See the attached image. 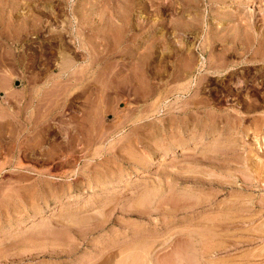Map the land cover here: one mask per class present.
I'll return each instance as SVG.
<instances>
[{"label":"rangeland","instance_id":"1","mask_svg":"<svg viewBox=\"0 0 264 264\" xmlns=\"http://www.w3.org/2000/svg\"><path fill=\"white\" fill-rule=\"evenodd\" d=\"M248 14L264 33V0H0V264H264V85L245 66L172 76ZM77 21L92 47L64 71L52 38Z\"/></svg>","mask_w":264,"mask_h":264},{"label":"bare ground","instance_id":"2","mask_svg":"<svg viewBox=\"0 0 264 264\" xmlns=\"http://www.w3.org/2000/svg\"><path fill=\"white\" fill-rule=\"evenodd\" d=\"M195 1V0H194ZM193 4V3H192ZM197 4V2L194 4V5H196ZM57 8V7H56ZM112 8V7H111ZM111 10V9H110ZM116 10V9H115ZM109 11V10H108ZM110 12V11H109ZM15 14V13H14ZM35 14V13H34ZM110 14V13H109ZM37 15V14H36ZM74 16L75 15H77V14H73ZM72 15V16H73ZM112 15V14H111ZM114 15V14H113ZM249 15V14H248ZM247 15V16H248ZM33 16V14L31 15V17ZM82 16L83 15H79V18H82ZM110 15H108V17H109ZM75 17H78V16H75ZM74 17V18H75ZM29 18V17H28ZM33 18V17H32ZM32 18H30V19H32ZM35 18H36V16H35ZM39 20H40V18H38ZM69 19V18H68ZM26 20V19H25ZM35 20H37V19H35ZM35 20H33V21H35ZM74 20V19H73ZM42 21V20H41ZM65 21V20H64ZM69 21V20H68ZM71 21V20H70ZM82 21V20H81ZM89 21V20H88ZM31 22V21H30ZM90 22V21H89ZM198 22H200V21H198ZM256 22H257V18H256V15L254 14V15H252V14H250L249 16H248V18H246V19H239V20H237V25H238V27L237 28H239L240 29V31H241V29L242 30H244V29H246V30H244V32L242 33V34H239V32L236 34H234V35H229V36H227V37H221L218 41H219V43H218V45H219V48H217V49H215V46H216V42H217V40L216 39H212V38H209V54L211 55V53H212V55L210 56V57H208V58H205L204 57V55L202 54V50H204V48H206V47H200L201 49H199L200 50V54H197V53H195L194 51H192L191 50V47L190 48H187L186 47V49L184 48V47H182L181 49H180V55H179V59H180V61L178 62V65H177V68L178 69H176V71L178 72V74H177V72H176V76L175 75H172L173 76V78L174 79H183V78H188V77H191V76H193V74H194V72H200V71H212V73L213 72H217V74L218 73H220V72H223V73H230V72H232L235 68H237V67H242V66H245V67H247L248 68V70L251 68L252 70H253V72L251 71V69L249 70V72H248V76H247V80L248 79H250V78H253V77H255V79H253V80H257L258 81V84L260 83L261 85H264V33H260L259 31H256L255 30V27L257 26V24H256ZM37 23H38V20H37ZM63 23V22H62ZM69 23V22H68ZM93 23V22H92ZM92 23H90V26H92ZM26 24V23H25ZM29 24V23H28ZM33 24V23H32ZM72 24V23H71ZM70 24V25H71ZM39 25V24H38ZM84 24L82 23V22H79V21H77V23H75V25L73 26V24H72V26H69V27H71V28H69L70 30H68L66 33H69V35H71V34H73V29L75 30L74 31V35L76 36V38H77V45H71L70 43H68L67 41H66V39H65V37H66V34H65V32H63L62 30H63V28L61 29V31L63 32V34H62V32L61 33H59L60 32V30H58L59 32L57 33L56 32V34L53 36V42L56 44V47L55 48H57V53H58V55L60 56V59H61V64H62V70H66V69H69V68H74V67H76V63L75 62H73V61H75V60H73V58L74 57H71V53H73L74 52V48L75 47H78L79 49H82V50H87L88 51V47H89V45H90V43H91V38H90V36L89 35H87V34H84V32H83V30H82V26H83ZM42 26V25H41ZM57 26V25H56ZM87 26V25H86ZM99 27L100 26H102L101 25V23H99V25H98ZM186 27H192L191 25H185ZM194 26H198V24H194ZM29 27V26H28ZM37 27V26H36ZM64 27V26H63ZM66 27V26H65ZM88 27V26H87ZM189 27V28H190ZM19 28V27H18ZM33 28V27H32ZM39 28L41 29V27H40V25H39ZM39 28H37V31H38V29ZM90 28V27H89ZM22 29V28H21ZM20 29V30H21ZM28 29V28H27ZM65 29V28H64ZM84 30H85V28H83ZM111 29V28H110ZM109 29V30H110ZM31 30V29H30ZM99 29H97V31H98ZM24 31V30H23ZM40 31V30H39ZM82 31V32H81ZM96 31V32H97ZM111 31V30H110ZM114 31V30H113ZM112 31V32H113ZM186 31V30H185ZM26 32H27V30H26ZM262 32V31H261ZM31 33V32H30ZM32 33H33V31H32ZM34 33H35V31H34ZM38 33V32H37ZM109 34H110V32H108ZM116 33V32H115ZM114 33V34H115ZM101 34H102V32L99 34L98 33V38L101 36ZM151 34V33H150ZM156 35V34H155ZM37 36V35H36ZM109 36V35H108ZM129 36V35H128ZM161 37V36H160ZM144 38V37H143ZM158 38V37H157ZM184 38V37H183ZM71 39V38H70ZM75 39V38H74ZM95 39V38H94ZM100 39V38H99ZM113 39V38H112ZM102 40H103V38H102ZM106 40V39H105ZM152 41L149 43V45L147 46V49H146V51H147V58H149L150 60H154V58L156 57V54H157V47H158V45L160 44L159 42L160 41H158L159 40V38L158 39H151ZM72 41V40H71ZM13 42V41H12ZM49 42V41H48ZM168 42V41H167ZM73 43V42H72ZM98 45H100L99 44V42H94V46L96 47V46H98ZM91 46V45H90ZM113 46V45H112ZM115 46V45H114ZM181 46V45H180ZM183 46V45H182ZM185 46V45H184ZM92 47V46H91ZM101 47V46H100ZM103 47V46H102ZM111 47V46H110ZM217 47V46H216ZM52 48H53V46H52ZM173 49V48H172ZM213 49H215V50H213ZM70 50H72L73 52H71L70 53ZM100 50V49H99ZM99 50H97V51H99ZM187 50V52L184 54V52ZM194 50V49H193ZM95 51V50H94ZM104 51H106V50H104ZM107 52V51H106ZM114 52V51H113ZM112 52V53H113ZM197 52V51H196ZM7 53H9V52H7ZM100 53V52H99ZM108 53V52H107ZM106 53V54H107ZM103 54V53H102ZM109 54V53H108ZM208 54V55H209ZM97 56V55H96ZM104 56V55H103ZM142 57H137V58H144L143 57V54L141 55ZM106 57V56H105ZM107 60V59H106ZM136 60V59H135ZM134 61V60H133ZM147 62V61H146ZM101 63V62H100ZM104 65V67H105V64H103ZM112 65V64H111ZM98 66V65H97ZM153 67H154V72H153V75H152V79L154 80L153 82H150V84L152 83L153 85L150 87V89H151V92H150V90H148V92H150V94L152 93V95L153 96H155V95H158V94H160V90H159V87H158V85H159V83L157 82V81H155V78H156V76H157V71H159L158 70V66H155V65H153ZM157 67V68H156ZM86 68V67H85ZM91 68H93V67H91ZM90 68V69H91ZM102 68H103V66H102ZM99 69H101V68H97V71L99 70ZM107 69H109V68H107ZM111 67H110V70H109V72L108 71H106V73H107V75H109V80H112V79H114L116 76H118L119 74H117L118 72H116V71H119V70H117L116 69V71L114 72H111ZM71 70V69H70ZM93 70V69H92ZM134 70V69H133ZM164 70V69H163ZM67 71V70H66ZM74 71V70H73ZM96 71V70H95ZM96 71V72H97ZM100 71V70H99ZM102 71V70H101ZM247 71V70H246ZM123 72V71H122ZM63 73V72H62ZM61 73V74H62ZM69 74L71 73V72H68ZM95 73V72H94ZM98 73V72H97ZM105 73V74H106ZM109 73V74H108ZM252 73V74H251ZM64 74V73H63ZM104 74V75H105ZM132 74V73H131ZM207 74V73H206ZM251 74V75H250ZM82 75V74H81ZM102 76H103V74H101ZM100 75V76H101ZM224 75V74H223ZM66 76V75H65ZM78 76H80V75H78ZM106 76V75H105ZM135 76V75H134ZM76 77V76H75ZM75 77H73L74 78V80L76 79ZM80 77H82V76H80ZM72 77L70 78V79H73ZM100 78V77H99ZM117 78V77H116ZM193 78V77H192ZM191 78V79H192ZM196 78V77H195ZM194 78V79H195ZM106 79V78H105ZM173 79V80H174ZM238 79V78H237ZM68 80V79H67ZM66 80V81H67ZM115 80V79H114ZM199 80V79H198ZM246 80V81H247ZM252 80V81H253ZM70 81V80H69ZM195 81H197V78H196V80ZM257 81H256V84H257ZM103 82V81H102ZM193 82V81H192ZM191 83V82H190ZM197 83H198V81L197 82H195V84L194 85H197ZM245 83V82H244ZM56 84V83H55ZM149 84V85H150ZM158 84V85H157ZM255 84V83H254ZM253 84V85H254ZM257 84V85H258ZM67 85L68 86H66L67 87V90L68 89H70V88H73V85H74V83H71V84H68L67 83ZM109 85H110V83H109ZM247 85V84H246ZM250 85H251V83H250ZM253 85H252V87H253ZM260 85V86H261ZM53 86H57V85H53ZM52 86V87H53ZM75 86V85H74ZM192 86V85H191ZM248 86V85H247ZM256 86V85H255ZM173 87V86H172ZM264 87V86H263ZM60 88V87H59ZM169 89V88H168ZM167 89V90H168ZM172 89V88H171ZM171 89H169L168 91L170 92L171 91ZM66 90V89H65ZM254 91H255V89H253ZM257 90V89H256ZM197 91V90H196ZM264 91V90H263ZM144 93V92H143ZM257 93V92H256ZM20 94V93H19ZM57 94V93H56ZM149 94V93H148ZM195 94V93H194ZM254 95V94H253ZM261 95H262V93H261ZM44 96V95H43ZM257 96H259L258 94H257ZM262 96H264V95H262ZM262 96H261V98H262ZM256 97V96H255ZM257 98V97H256ZM256 98H254L253 100V102H252V100H251V104H248L247 105V107H246V110L247 111H256L257 109H258V107L259 106H261L260 105V102H258L257 101V99ZM60 99V98H59ZM263 99V98H262ZM33 100V99H32ZM47 100V99H46ZM156 100H157V98H156ZM8 101V100H7ZM40 102L41 101H44V100H39ZM190 101V100H189ZM188 101V102H189ZM197 101V100H196ZM257 101V102H256ZM49 103V102H48ZM47 103V104H48ZM51 103V106H54L55 104H54V102H50ZM192 103V102H191ZM39 104V103H38ZM52 104H54V105H52ZM188 104V103H187ZM193 104V103H192ZM46 105V104H45ZM59 105V104H58ZM246 105V104H245ZM37 106V105H36ZM35 106V107H36ZM32 107V106H31ZM46 108H48L49 109V107H47V106H45ZM55 108H57V105H55L54 106ZM53 107V108H54ZM41 108V107H40ZM52 108V107H51ZM50 108V111L52 110ZM1 109V108H0ZM31 109V108H30ZM180 109V108H179ZM42 110V109H41ZM96 110V109H95ZM245 110V111H246ZM49 111V110H48ZM5 111H3V113H4ZM32 113V112H31ZM31 113H28V114H25V116H23L22 115V117L21 116H18V115H12V114H10L11 116H12V118L14 119V121H15V123L16 122H19L20 124H29V126L31 125H36L37 123H39V122H41V124H42V122H45L46 121V125H47V121H48V118L45 120V117L46 116H48L49 118L52 116H50V112H46L45 114H43V112H42V114H38V115H35V113H33L32 115H31ZM15 114V113H14ZM218 114V113H217ZM9 115V113H7V116ZM9 115V116H10ZM10 116V117H11ZM54 116V115H53ZM196 116V115H195ZM4 117V116H3ZM179 117V116H178ZM260 117V116H259ZM258 117V118H259ZM0 118H1V116H0ZM11 118V119H12ZM257 118V117H256ZM55 119V118H54ZM259 120H261V122L264 124V116L262 115L261 116V118H259ZM258 121V120H257ZM7 122V121H6ZM61 122H63L62 120H61ZM60 122V123H61ZM260 122V123H261ZM1 123H3V122H0V124ZM7 123H9V122H7ZM12 123V122H11ZM66 123V122H65ZM69 123V122H68ZM255 123V122H254ZM259 123V122H258ZM259 123V124H260ZM4 124H6L5 123V121H4V123H3V125ZM97 124V123H96ZM39 125V124H38ZM63 125V124H62ZM61 125V126H62ZM257 125V124H256ZM261 125V124H260ZM10 126V125H9ZM60 126V128H62L63 127V129L65 130V128L67 127L66 125V127L65 126H62L61 127ZM1 127H2V124L0 125V129H1ZM24 127V126H23ZM48 127V126H47ZM65 127V128H64ZM21 128H22V126H21ZM68 128H70V125H69V127H67L66 128V130L68 129ZM263 128H264V125H263ZM58 130H62V129H58ZM63 130V131H64ZM76 130V129H75ZM263 130V129H262ZM45 131V130H44ZM49 131V130H48ZM62 131V132H63ZM1 132V131H0ZM67 132L69 133V132H71L69 129L67 130ZM77 132V131H76ZM73 133V132H72ZM74 134V133H73ZM39 135H40V132L38 131L35 135H33L32 136V139L34 140V141H36V139H39V138H37V137H39ZM44 135V134H43ZM71 135V134H70ZM72 137H73V135H71ZM70 137V136H69ZM40 140H41V138H40ZM38 142V141H37ZM40 142V141H39ZM39 142L36 144V143H34V144H36V146L37 145H39ZM68 143V142H67ZM70 143V142H69ZM20 145V144H19ZM43 145V144H42ZM59 145V144H58ZM17 145L15 144L14 146H12V147H9L7 150L10 152V153H12V155L14 154V150H15V148L17 149V147H16ZM62 146V145H61ZM38 147V146H37ZM36 147V148H37ZM41 147V146H40ZM57 147V146H56ZM56 147H50V148H48L47 149V154H49V155H52L53 153L55 154V150H57V148ZM35 148V147H34ZM42 148V147H41ZM70 149V148H72L71 146L69 147H67L66 149ZM33 149V148H32ZM40 149V148H39ZM64 148H62L61 150H63ZM68 149V150H69ZM73 149V148H72ZM20 150V148H19V146H18V149H17V151H19ZM71 150V149H70ZM64 151H66V150H64ZM77 151V150H76ZM69 152V151H68ZM53 154V155H54ZM52 155V156H53ZM58 155V154H57ZM67 155H68V153H67ZM48 156V155H47ZM48 157H50V156H48ZM55 157V156H54ZM67 159H63V162L64 163H67Z\"/></svg>","mask_w":264,"mask_h":264}]
</instances>
